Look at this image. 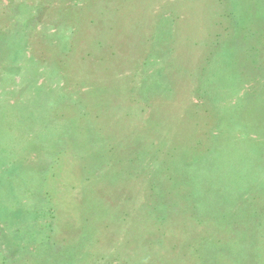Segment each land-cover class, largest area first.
<instances>
[{
  "label": "rangeland",
  "instance_id": "rangeland-1",
  "mask_svg": "<svg viewBox=\"0 0 264 264\" xmlns=\"http://www.w3.org/2000/svg\"><path fill=\"white\" fill-rule=\"evenodd\" d=\"M0 264H264V0H0Z\"/></svg>",
  "mask_w": 264,
  "mask_h": 264
}]
</instances>
